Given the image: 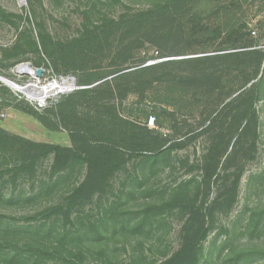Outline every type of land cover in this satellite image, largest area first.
<instances>
[{
    "label": "rangeland",
    "instance_id": "374dc122",
    "mask_svg": "<svg viewBox=\"0 0 264 264\" xmlns=\"http://www.w3.org/2000/svg\"><path fill=\"white\" fill-rule=\"evenodd\" d=\"M160 1L0 0V131L14 136L0 149V224L31 227L0 232V243L18 253L0 264H157L180 246L192 213L186 204L203 211L236 173L233 205L225 213L210 208L198 264H264V0L186 1L138 24L109 27L107 40L77 44L86 22L98 26L105 16ZM39 35L52 56L32 47ZM239 36L257 53L216 55L243 50L228 49ZM156 55L169 56L149 60ZM181 58L189 59L148 68ZM21 63L41 73L19 74ZM52 74L70 75L81 87L39 106L5 81L24 85ZM250 104L257 121L245 130L241 113ZM99 123L102 134H88ZM130 128L151 142L104 192L69 212L63 203L85 164L75 159L54 169L53 154L34 157L17 139L77 149V133L93 141ZM148 207L155 208L143 213Z\"/></svg>",
    "mask_w": 264,
    "mask_h": 264
},
{
    "label": "trees",
    "instance_id": "16d2710c",
    "mask_svg": "<svg viewBox=\"0 0 264 264\" xmlns=\"http://www.w3.org/2000/svg\"><path fill=\"white\" fill-rule=\"evenodd\" d=\"M191 2V0H164L160 1L157 4L151 5L147 8H141L136 10L134 13H129L128 15L113 18V17H103L101 23L98 26H90L88 22L84 24V31L80 35L79 39L77 40V44H85L90 45L94 43H99L103 38H106V40L112 36L108 34L109 27L113 26H121L124 24H138L142 20H149L152 19L154 15L163 12L169 8V6H177L183 2ZM31 45L34 48L36 52L39 51L38 47H41V50L43 54L50 57L54 54V48L51 45V43H48L45 41V38L42 35L38 36V41H35L33 37H31ZM58 45V44H57ZM56 46V45H55ZM252 44L251 41H248L247 39H244L243 37L239 36L236 41L232 45L228 47L230 50H236V49H243L239 52L233 51V52H227L223 54H217L216 55H225V56H233L236 54L244 55L249 53H257L252 52ZM17 44H13L9 50H16ZM223 49H217L214 52L222 51ZM169 54V53H168ZM174 55V54H173ZM210 55V54H207ZM215 55V54H211ZM166 56L169 55H156L148 57L149 60H154L157 62L159 59H165ZM206 55L196 56V57H202ZM183 59H189V58H181V59H166L163 60V62L160 61V63H153L148 68H154L157 66H161L164 64H171L172 62L176 60H183ZM143 61L138 63L137 65L142 64ZM14 64V63H12ZM133 66H127L124 68H117L112 71H110L106 75H101L98 77V79H102L107 75H113L116 73L121 72L122 70L129 69ZM259 69V66L256 67L254 76L252 79L256 78L259 72L257 70ZM243 88V87H241ZM240 88V89H241ZM242 92V91H241ZM239 92V94L241 93ZM241 116H243L244 121V128L247 130L250 125L253 123L255 124L257 119V114L255 109L252 107V104H250L249 107L243 110L241 113ZM102 123H99L95 126L92 124H89L88 134L93 131L97 134H102ZM6 133L3 131H0V149L8 146V143H10L12 137H7ZM103 140L95 139L90 140L87 138L86 133H77V138L80 142V147L77 149H72L70 147H62L59 145L49 144V143H40V142H33L29 140L19 139L22 143L27 146V149L32 152L33 156L37 155H47V154H53V163L52 168L59 169L61 166H64L69 161H74L75 159L81 160L86 167L85 176L80 181L78 185H76L73 190L67 195L65 198V201L63 205L66 206L67 212H69L72 207L79 201L89 198L90 196L96 194V193H102L106 190L108 187V181L109 179L118 171H120L123 167H125L126 163L132 159L138 156L143 148V144L151 141L144 142L142 141V136L139 134V132L135 128H130L126 131L120 130L118 132V136L114 132L108 133ZM114 140H118L114 141ZM164 144L156 146V148H153L152 151L155 152L157 150H160ZM173 145H171L172 148ZM165 150H169V148H165ZM160 155V154H159ZM153 157H157L154 153H152ZM209 167L205 168V171L203 173L204 180H208L209 176ZM240 174L236 173L234 175V179L232 180L231 184L225 185L223 189L221 188L222 192H219L215 198L211 201L209 207H203L204 210L200 211L199 208L196 207L195 202L189 201L188 204H186L187 207H189L190 210H192V213H190L187 221L183 225L181 229V236L182 240L180 243V246L177 250H175L171 255L161 259L157 264H198L200 255L202 254V241H204L208 235V232L210 231L211 226V218L214 216L215 211H211V207H214V205H217L218 208L223 210V212H227L228 209L233 205V203L236 200L237 197V188H238V180H239ZM220 190V189H219ZM171 196V207L174 205V202L177 200V197ZM183 203L181 206L185 205V201H182ZM165 204L156 207L161 208L165 206ZM61 207V204L58 205L57 209ZM155 207H148L146 210L143 211V213L148 214V212ZM28 228H31L29 226H11L7 223L0 224V232L3 234H20L23 231H27ZM66 234V231L60 233V236H64ZM4 239V235L2 236ZM58 246V245H57ZM15 258L18 256L17 252H8L6 247L3 245V243H0V259L2 258ZM9 261V259L7 260ZM6 261V262H7Z\"/></svg>",
    "mask_w": 264,
    "mask_h": 264
},
{
    "label": "built area",
    "instance_id": "2783aa9c",
    "mask_svg": "<svg viewBox=\"0 0 264 264\" xmlns=\"http://www.w3.org/2000/svg\"><path fill=\"white\" fill-rule=\"evenodd\" d=\"M21 65H28L26 63H21L17 67V71L19 74H25L19 71V67ZM28 68L34 71V69H32L31 67L28 66ZM28 84L35 85L37 89H43V93L40 95L39 99H32L26 93H24L31 102L37 103L39 106H44L47 101H51L61 95L72 93L73 91L78 90L81 87L77 86L76 81L72 76L63 74H52L48 78L38 77L34 83L32 82ZM148 122L152 124L154 122V117L150 116Z\"/></svg>",
    "mask_w": 264,
    "mask_h": 264
},
{
    "label": "bare ground",
    "instance_id": "6f19581e",
    "mask_svg": "<svg viewBox=\"0 0 264 264\" xmlns=\"http://www.w3.org/2000/svg\"><path fill=\"white\" fill-rule=\"evenodd\" d=\"M28 70H30L32 73H29ZM19 71H21L23 73H28L30 75L34 74V71L31 70L30 68H28V66H26V65H21L19 67ZM5 81L12 88H14L15 90L19 91V93L20 92L26 93L32 99H39L40 95L43 93V89H37L35 87V85H32V84L19 85V84H15V83L13 84V83L9 82L8 80H5Z\"/></svg>",
    "mask_w": 264,
    "mask_h": 264
},
{
    "label": "water",
    "instance_id": "95a60500",
    "mask_svg": "<svg viewBox=\"0 0 264 264\" xmlns=\"http://www.w3.org/2000/svg\"><path fill=\"white\" fill-rule=\"evenodd\" d=\"M41 73V69L37 68L34 69V74L39 75Z\"/></svg>",
    "mask_w": 264,
    "mask_h": 264
}]
</instances>
